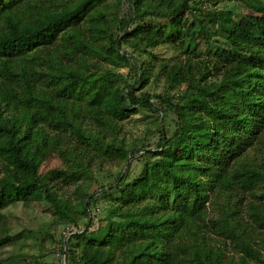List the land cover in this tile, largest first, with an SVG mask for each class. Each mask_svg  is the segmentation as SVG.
<instances>
[{
  "label": "trees",
  "instance_id": "16d2710c",
  "mask_svg": "<svg viewBox=\"0 0 264 264\" xmlns=\"http://www.w3.org/2000/svg\"><path fill=\"white\" fill-rule=\"evenodd\" d=\"M237 1L246 13L219 0H0V249L20 237L5 226L12 206L44 201L76 226L61 211L73 187L87 222L62 242L65 264H264V1ZM160 45L180 56L158 58ZM141 112L155 117L152 144L123 136ZM33 126L60 160L45 174L22 153ZM103 164L121 171L90 192Z\"/></svg>",
  "mask_w": 264,
  "mask_h": 264
},
{
  "label": "rangeland",
  "instance_id": "374dc122",
  "mask_svg": "<svg viewBox=\"0 0 264 264\" xmlns=\"http://www.w3.org/2000/svg\"><path fill=\"white\" fill-rule=\"evenodd\" d=\"M232 7L239 14H244L248 11L237 0H219L217 3V9H229ZM126 9L127 6L124 4L122 12L125 13ZM188 17L192 18V16ZM151 52L164 60H174L180 56V53L169 45L157 46ZM141 57L142 60L147 61V54H142ZM118 71L122 74L127 72L125 68H120ZM177 86L180 89L184 88L182 82H178ZM162 91L161 82H158L155 87L152 86L150 89V92L155 94H162ZM152 102L155 103L156 101L152 100ZM154 120L155 117L143 112L133 116L124 124L123 136L126 142L132 144L142 140L151 142V144L154 143L158 139V134L155 133L156 124H153ZM150 132L155 134H150ZM22 153L26 158L36 163L41 174H45L60 166L52 135L42 127H31L30 136L22 143ZM140 167L141 161L136 160L132 170L133 174L137 173ZM92 170L95 180L89 186L90 192L93 193L99 187L111 183L116 174L121 171L119 168H112L106 164H103L101 173L97 172L96 167ZM108 172L110 175H108ZM73 190V187L67 190L66 197L63 198L61 204V211L72 218L76 226L56 216L54 210L44 201L31 202L29 207L16 205L5 210V226L8 234L12 236L20 235V237L12 246L0 249V262L6 261V264H65L64 257L60 253L62 242L65 237L69 236L68 234L82 230L87 222V219L80 213L81 209L77 207ZM101 203L103 205V200H100ZM102 205L98 203L90 208L88 221L93 226L89 229V232L96 229L99 219L103 217L101 213ZM261 238L262 240H257V244L264 254V237L262 236ZM250 264L254 263L251 262Z\"/></svg>",
  "mask_w": 264,
  "mask_h": 264
}]
</instances>
